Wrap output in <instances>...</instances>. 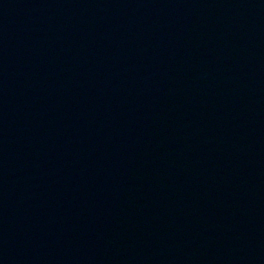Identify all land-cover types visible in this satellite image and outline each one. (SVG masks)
Masks as SVG:
<instances>
[{
	"label": "water",
	"instance_id": "95a60500",
	"mask_svg": "<svg viewBox=\"0 0 264 264\" xmlns=\"http://www.w3.org/2000/svg\"><path fill=\"white\" fill-rule=\"evenodd\" d=\"M0 264H264V0H0Z\"/></svg>",
	"mask_w": 264,
	"mask_h": 264
}]
</instances>
